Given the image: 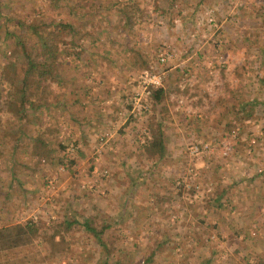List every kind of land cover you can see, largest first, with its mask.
<instances>
[{"label": "rangeland", "instance_id": "rangeland-1", "mask_svg": "<svg viewBox=\"0 0 264 264\" xmlns=\"http://www.w3.org/2000/svg\"><path fill=\"white\" fill-rule=\"evenodd\" d=\"M21 20L32 36L50 21L75 32L57 80L19 96L4 53ZM152 115L160 159L141 146ZM32 135L51 159L30 153ZM73 217L108 222L105 244L75 224L50 252L52 225ZM33 222L23 264H264V0H0V226Z\"/></svg>", "mask_w": 264, "mask_h": 264}, {"label": "trees", "instance_id": "trees-1", "mask_svg": "<svg viewBox=\"0 0 264 264\" xmlns=\"http://www.w3.org/2000/svg\"><path fill=\"white\" fill-rule=\"evenodd\" d=\"M119 12L123 19L124 26L128 28L131 27L135 21L134 18L136 17L132 13V10L129 9V7L121 6ZM15 28L17 29H14L12 33L8 31V37H5L10 43H12V46L4 53L7 61L6 66L8 68V71L4 72V77L6 78L10 76V73L12 72L13 75L9 77V80H11L10 84L17 87L18 94L21 96L22 87L29 81H33L35 84L45 87L47 86L45 81L57 80V77L59 76L56 68L57 56L62 44L66 43L62 35L73 34L75 32V27L67 22L50 21L45 25L44 30L42 28V33H39L36 36H32L28 33V30H33L35 26L33 24H26L24 20L16 21ZM47 28L49 29L47 30ZM6 54L8 55L6 56ZM17 83H20L21 85ZM150 88L149 98L152 99L154 105L162 100L165 91L159 85L150 86ZM21 100L22 98L17 100L15 97L9 96L6 101L8 109L11 111L14 110V112L20 110L19 112L22 113L24 109ZM42 102L45 104L46 100H43ZM17 103L21 108H18ZM28 103L30 104L29 106H34L31 101H28ZM153 109L155 108L153 107ZM16 131L21 134L23 130L21 127H17L15 129V132ZM147 131L149 136L141 145L143 156L146 159L162 158L165 153V140L164 134L161 130V121L155 120V117L152 115L147 123ZM29 139H31L29 142L30 153L36 155L37 158L40 159H51L53 148L49 144L40 139L38 135H32ZM33 166L34 165H32V167ZM32 167L30 166V168ZM20 177L21 176L16 177L18 183L21 180ZM219 198V196L212 197V204L221 206L222 203H220ZM159 200L161 203L162 199L159 198ZM91 223L92 221H88L87 219L85 221H80L74 217L72 219H63L54 223L52 225V234L47 237L49 245L51 246L50 252L62 251V249L67 246L64 239V231L66 232L75 224L81 225L84 230L92 232L97 242L100 243V245H104L105 243L102 241L101 235L110 224L105 221L104 224L101 223L100 226L96 227ZM38 227L39 225L35 222L32 224L14 223L0 226V258L3 260L0 264H23L28 261L30 256L27 253L22 254L21 252L22 249L33 244L35 236L39 234ZM55 235H58L57 239L54 238ZM63 244H65V246ZM107 252H111V250L107 248ZM151 257L152 253L146 257V260L151 259Z\"/></svg>", "mask_w": 264, "mask_h": 264}, {"label": "built area", "instance_id": "built-area-1", "mask_svg": "<svg viewBox=\"0 0 264 264\" xmlns=\"http://www.w3.org/2000/svg\"><path fill=\"white\" fill-rule=\"evenodd\" d=\"M163 60H165V59L164 58H161V61H163ZM150 82L153 85H154V83L155 84H159L160 83L159 77H156L155 75H153V78L150 79ZM229 150H230V146L225 145V150L223 151V154H227L229 152Z\"/></svg>", "mask_w": 264, "mask_h": 264}]
</instances>
